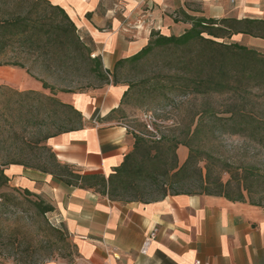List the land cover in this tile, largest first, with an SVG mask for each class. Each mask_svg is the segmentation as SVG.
Masks as SVG:
<instances>
[{"label": "crops", "instance_id": "obj_1", "mask_svg": "<svg viewBox=\"0 0 264 264\" xmlns=\"http://www.w3.org/2000/svg\"><path fill=\"white\" fill-rule=\"evenodd\" d=\"M49 1L65 9L110 72L118 60L141 51L153 30L179 35L189 28V23L174 20L182 8L213 18L264 19V0ZM244 38L264 52L263 39L233 37ZM30 86L42 90L33 81ZM126 89L125 84L111 83L57 94L81 112L84 121L82 127L47 140L59 162L81 174L106 177L122 164L135 144L133 132L115 111ZM5 173L14 185L48 196L77 246L74 264H264V206L206 194L116 201L21 164L8 165Z\"/></svg>", "mask_w": 264, "mask_h": 264}, {"label": "trees", "instance_id": "obj_2", "mask_svg": "<svg viewBox=\"0 0 264 264\" xmlns=\"http://www.w3.org/2000/svg\"><path fill=\"white\" fill-rule=\"evenodd\" d=\"M0 55L6 50L17 51L15 60L0 59L1 65L24 68L34 76L26 60H33L46 68L68 70L83 66L86 73L98 79L101 84H125L121 105L115 110L122 111L127 98L133 94L149 96L152 100L173 101L177 97L188 96H226L246 97L258 91L264 97V52L233 39L235 35L260 38L264 40V19L224 17L213 18L194 15L180 9L174 17L175 22L189 23L191 26L182 34L164 35L153 30L148 44L136 54L122 58L115 64L112 72L104 69L101 56H94L90 45L81 38L75 22L60 5L49 0H0ZM150 64L158 65L152 75L139 81L123 82L122 71L130 66L142 72ZM80 70V66L78 67ZM44 88H51L43 82ZM5 110L13 115L14 104H22L27 98H35L37 104H22L20 110L27 113L40 111L42 101L51 103L52 119L57 123V132L48 134L40 144L48 153L47 163L32 164L13 158L7 163L0 162V181L7 183L10 178L5 169L11 164H21L51 173L68 185L81 188H94L111 200L150 202L167 195L206 194L223 196L232 201L248 202L244 191L246 184L239 180L231 192L232 181L224 182L220 176L213 177L212 162L200 165L203 158L212 159L211 154L202 152L192 145L197 133L207 119L212 118L214 126L223 133L243 134L256 140L264 147V117L248 111L245 102H235L228 108L218 111L214 107L201 110L194 133L188 139L178 137L169 139L160 136L156 139L133 133V150L125 156L121 165L105 176L102 173L81 174L57 159L47 140L59 133L74 130L84 125L81 112L71 104L61 101L56 93L43 94L35 90L18 91L5 86ZM52 89V88H51ZM62 92H75L66 88ZM15 99V100H14ZM15 102V103H14ZM36 109V110H34ZM225 113L227 116H218ZM183 145L189 149L183 164H179L177 149ZM7 165L6 167H4ZM199 180L198 191L179 190L169 192L173 185L183 188L189 173ZM165 178L160 180V178ZM153 184L162 187L160 197L145 198L144 190ZM27 195H40L24 189ZM251 204L258 205L250 202ZM35 205L42 213L54 211L52 204L39 198ZM260 206V205H259Z\"/></svg>", "mask_w": 264, "mask_h": 264}, {"label": "rangeland", "instance_id": "obj_3", "mask_svg": "<svg viewBox=\"0 0 264 264\" xmlns=\"http://www.w3.org/2000/svg\"><path fill=\"white\" fill-rule=\"evenodd\" d=\"M2 10L0 3V12ZM240 42L247 44L248 40L244 38ZM16 52L8 49L0 55V59L15 60L18 56ZM26 63L32 68L34 76L24 68L1 65L0 87L5 86L18 91L34 90L33 86H30V82L33 81L42 87L41 91H35L47 95L55 92L57 96L58 93H62L63 88L77 92L105 85L88 75L83 69L85 66L83 63L68 70H50L31 59L26 60ZM157 70L156 64L148 65L142 72L140 69H132L128 66L122 71L121 78L123 82L129 80L136 82L146 75L154 74ZM43 82L49 84L52 89L44 88ZM6 97L7 91L0 90V162L7 163L17 158L32 164L47 163L48 153L39 147L43 144L40 140L48 134L57 132L59 126L52 119L51 103L43 99L40 111L27 113L26 108L21 111L20 106L24 103H34V105L38 103L36 98L34 100L29 97L22 104L14 102V108L11 110L13 115H10L5 110ZM238 101L245 102L248 111L264 117V97L258 91H253L246 97L192 95L177 97L170 102L133 94L124 102L120 115L133 133L150 139L165 136L169 139L178 137L184 140L189 138L187 136L193 135L201 110L212 106L220 111ZM146 114L152 115L151 127H148ZM192 145L213 156L212 159L203 158L200 162L201 166L209 161L212 162L213 177L220 176L224 182L230 179L231 192H235V184L242 180L249 190L244 191L246 200L264 206V147L261 144L243 134L223 133L214 126L211 118L202 124L197 133H194ZM177 153L181 165L186 160L189 149L180 145ZM164 179L160 178V180ZM198 185L197 176L191 172L183 182L184 189L173 185L169 192L198 191ZM162 192L160 185L153 184L144 190V196L147 199L160 197ZM39 198L46 204H52L46 195L40 197L27 195L22 187L10 181L7 183L0 181V260L7 264L49 262L74 264L79 253L73 238L55 211L47 213L39 211L35 205Z\"/></svg>", "mask_w": 264, "mask_h": 264}, {"label": "built area", "instance_id": "obj_4", "mask_svg": "<svg viewBox=\"0 0 264 264\" xmlns=\"http://www.w3.org/2000/svg\"><path fill=\"white\" fill-rule=\"evenodd\" d=\"M145 118H146V121H147V123H148V127H151V125H150V122H152V115L151 114H146L145 115ZM148 243V240L147 241H145V245ZM200 263V261H197L196 262V264H199ZM0 264H7L6 262H3V261H1L0 260Z\"/></svg>", "mask_w": 264, "mask_h": 264}]
</instances>
